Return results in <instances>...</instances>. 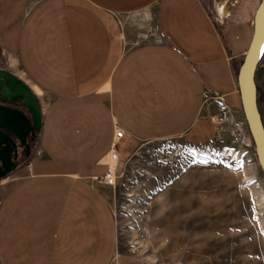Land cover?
I'll return each mask as SVG.
<instances>
[{"label": "crops", "instance_id": "0c3cea01", "mask_svg": "<svg viewBox=\"0 0 264 264\" xmlns=\"http://www.w3.org/2000/svg\"><path fill=\"white\" fill-rule=\"evenodd\" d=\"M261 1L0 0L7 70L42 109L30 157L0 181V264H140L119 251L101 180L115 133L206 138L210 98L242 109Z\"/></svg>", "mask_w": 264, "mask_h": 264}, {"label": "rangeland", "instance_id": "374dc122", "mask_svg": "<svg viewBox=\"0 0 264 264\" xmlns=\"http://www.w3.org/2000/svg\"><path fill=\"white\" fill-rule=\"evenodd\" d=\"M256 81L264 121V50ZM201 122L206 138L119 142L107 192L119 251L140 264H264V172L244 110L210 98Z\"/></svg>", "mask_w": 264, "mask_h": 264}, {"label": "water", "instance_id": "95a60500", "mask_svg": "<svg viewBox=\"0 0 264 264\" xmlns=\"http://www.w3.org/2000/svg\"><path fill=\"white\" fill-rule=\"evenodd\" d=\"M263 50L264 0L261 1L256 11L253 37L238 73L242 107L255 142L259 164L264 172V121L259 107L256 81ZM0 89L6 92L10 99L20 97V104L26 108L27 112V115H25L24 112L0 104V120L13 131L16 130V126L23 128L24 137L31 129L40 132L42 128V109L34 91L23 80L4 68H0ZM8 102L14 104L11 100Z\"/></svg>", "mask_w": 264, "mask_h": 264}, {"label": "flooded vegetation", "instance_id": "af4514ba", "mask_svg": "<svg viewBox=\"0 0 264 264\" xmlns=\"http://www.w3.org/2000/svg\"><path fill=\"white\" fill-rule=\"evenodd\" d=\"M0 104L7 106L9 100L14 102L11 107L14 110L24 112V107L20 104V97L9 98L0 89ZM23 128L16 126V130H11L3 121L0 120V181L21 168L30 157L33 148L39 141L40 132L31 129L26 137L23 136Z\"/></svg>", "mask_w": 264, "mask_h": 264}, {"label": "built area", "instance_id": "2783aa9c", "mask_svg": "<svg viewBox=\"0 0 264 264\" xmlns=\"http://www.w3.org/2000/svg\"><path fill=\"white\" fill-rule=\"evenodd\" d=\"M125 138V131L123 129H118L115 133L114 143L110 150V159L111 161H118L120 159V154L118 152V144L119 142ZM118 179V175L116 172V168L112 166V164H109L108 172L103 176L101 179L102 182L105 184H108L112 187L116 186Z\"/></svg>", "mask_w": 264, "mask_h": 264}, {"label": "bare ground", "instance_id": "6f19581e", "mask_svg": "<svg viewBox=\"0 0 264 264\" xmlns=\"http://www.w3.org/2000/svg\"><path fill=\"white\" fill-rule=\"evenodd\" d=\"M218 14L221 16L222 19H224L225 14H220V13H218ZM219 15H218V16H219Z\"/></svg>", "mask_w": 264, "mask_h": 264}]
</instances>
